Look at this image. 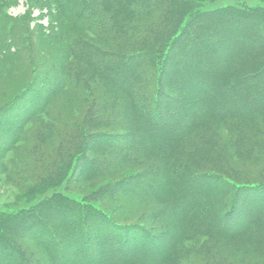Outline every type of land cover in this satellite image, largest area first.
Segmentation results:
<instances>
[{"label":"trees","instance_id":"obj_1","mask_svg":"<svg viewBox=\"0 0 264 264\" xmlns=\"http://www.w3.org/2000/svg\"><path fill=\"white\" fill-rule=\"evenodd\" d=\"M36 1L57 12L56 29L31 34L33 79L0 108V154L21 141L14 155L26 166L1 173L6 181L13 175L11 184L27 196L0 206V264H33L27 255L36 264H264V60L236 80L225 76L227 63L213 69L220 55L238 50L236 42H254L245 45L253 51H242V59L264 54V8L195 13L204 0ZM7 2L0 0V11ZM202 19L209 31L195 39L190 26ZM6 20L0 17V36ZM186 33L190 44L180 46ZM226 79L238 88L224 94ZM249 79L260 82L256 91L246 85ZM213 84L223 101L219 109L203 96ZM63 89L89 101L82 118L23 131L26 120L50 114ZM191 90L203 102L188 100ZM122 119L141 123L136 131L146 145ZM100 124L126 129L102 138L130 137L129 147L93 146L91 140L101 138L92 129ZM131 168L141 183L128 176L100 184ZM158 176L159 188L150 181ZM78 184L97 186L80 196Z\"/></svg>","mask_w":264,"mask_h":264},{"label":"rangeland","instance_id":"obj_2","mask_svg":"<svg viewBox=\"0 0 264 264\" xmlns=\"http://www.w3.org/2000/svg\"><path fill=\"white\" fill-rule=\"evenodd\" d=\"M7 1L8 2L6 3V5L3 8H1V11H0L1 12L0 17L4 15L7 19L4 25L3 35L0 36V108L5 103L12 100V97H11L12 94L14 96L18 92L20 93L23 90V88L27 86L29 82H31V80L33 79L32 75H30V72L33 67V61H34L35 56H34V53L32 52V49L29 48L30 46L29 44H31V40H32L31 34H35L34 36H39L42 34V32L49 33L51 29L55 30L56 29L55 17H57V14H56L57 12L55 10H52L51 8H49L48 5H43L42 2H37L36 0H7ZM229 6H232V7L243 6V7H248V8L263 7L264 8V0H212V1L204 0L203 2H200V4H198L195 7L194 12L195 13L203 12V11L208 12V11L220 9L222 7H229ZM188 19L189 18L184 17V19L181 22V25L184 26L188 22ZM214 20L217 21L221 19L217 18ZM208 23L209 21L205 19L200 20L198 23H194L193 25L190 26L189 34L190 33L195 34L196 35L195 39H199L201 35L206 34V33H203V31L208 33L209 29L206 27H205L206 31L204 29V26H206ZM51 27H54V29ZM75 31L78 33L80 30L76 29ZM199 31H202L200 32L202 34H199ZM80 33L83 34V37H85L89 42L96 44L102 49H107L104 46L105 44H103L102 41L95 39L94 37L90 36V34L88 33H83L81 31ZM187 34L188 33L185 34L186 36L183 38V41H182L183 43L180 46L184 44H190L189 43L190 40L188 41L189 34L188 35ZM245 34L250 35V34H254V32L252 33L251 29H246ZM24 39H25V42H24ZM240 42L238 43L236 42L235 44V45L238 44L236 46V48H238L237 51H235L234 53H230L231 52L230 51L227 55L219 56L220 62L218 66L213 68V69L216 68L215 71L213 69L210 70L211 73H214V72L217 73V71L219 70L218 67H220V65L222 64L225 65L226 63L229 65V69L226 70L225 76L226 77L228 76L229 79L234 78V80H236V76L243 78L244 76H246V74L252 75L253 73H255V71L259 70L261 64H263L262 61L264 60V56H263L264 54L257 56L256 60H255V55L250 57V59H242L243 58L241 57V54H243L241 53L242 51L246 50L250 54H251V51H253V49L245 45L254 44V42L248 43V44L247 42H241V43ZM59 44L60 46L58 45L59 48L57 49L60 51L65 46L63 45L62 42H60ZM20 47L25 49V52L24 51L22 53L19 52L18 48ZM7 49H9V53L6 52ZM198 56L200 55L198 54ZM48 57L51 58V55L49 54ZM40 70H44L43 67ZM195 71L197 70L193 69L192 73ZM51 76H52L51 74H48L49 79L51 78ZM40 78H42L41 75L39 79ZM220 79H224V78L220 77ZM222 83H224V87L222 86L223 87L222 92H224V94L230 93L238 88L237 81H229L228 79H226V80H223ZM258 83L260 84V82L257 79H249L246 82V85L251 87V90L255 89L256 91L258 89L257 87ZM167 87H173V86L167 85ZM216 87L217 86L214 84L210 86L208 85L207 88L203 90V96H205L208 99L210 98L213 104L217 106V108L215 109H219L220 108L219 104H222L223 101H221V99L216 96V93H217ZM173 89L175 90L174 87ZM74 94H78V95H74ZM240 94L243 95V92L239 91L238 96ZM255 94L249 91L248 95L252 97ZM57 95H58L56 97L57 99H55L50 104V107H49V110H51L50 114H48V116L47 114L37 115V117L33 119L31 122L26 120L24 124L22 125L23 131L26 132V131L31 130V128L35 124H40V123L44 124L46 122H52L53 124L55 123L59 124L60 122H63V121L75 122L76 120H80L82 118V115L87 109V106L89 104V101H87V98L80 96L79 91H75V90L71 91V90H66V89L60 90V93ZM73 95L78 96V97L80 96L81 100H77L78 97H75L76 98L75 99ZM186 96L188 100L192 102H203V99H201V97H199V95H197L196 91L194 90L189 91ZM70 98L72 100L71 102L72 104L69 101ZM80 108L81 110L79 111ZM70 110H72V117L70 116L69 119H67L66 113L69 112ZM23 111L24 109L22 110V108H20V115L22 114ZM62 112H63L64 119L63 120L61 119L60 121L57 118L61 116ZM15 119H17L16 116H15ZM121 121L125 123L127 126H129L130 132L128 133L135 131L136 132L135 136L137 135V137L143 144L145 145L147 144L148 139L145 136H143V134L140 133L139 130H138L139 133L138 131H136L137 128L143 129L141 123H137V122L132 123V122L127 121L126 119H122ZM12 122L13 121L8 122L9 126L11 125ZM170 123H171L170 124V128H171V126L174 125V123L172 120ZM11 127L13 129V126ZM119 127L120 128L114 127V126L112 127L104 126L103 124H100L99 126L92 129V132L95 135H100L99 137L101 139L91 140L90 143L93 146H99V145L105 146V144L115 143L124 149L129 147L128 142L129 143L131 142L130 137H126V139L122 138L120 140H117L116 142H114L113 139L111 138H106V139L102 138V135L104 133H114V134H119V135L125 134L126 129H123L121 126ZM160 135H161L160 133H155L156 138L160 137ZM15 144L19 146V145H22V142L18 141V143H15ZM17 146H15L14 149L4 151V153L0 154V206L4 204L18 205L25 200V197L27 198V196L21 195L20 188L11 184L16 181L13 175L9 176L7 179L8 181H6L4 180V173H1L4 170H11L12 172L14 170L19 171V169L26 167L23 165L24 163L20 161L22 159L14 155ZM102 148L104 152L102 151L101 154H103L105 157V155L109 154V152L105 147H102ZM88 153H89L88 155L91 158H94V160L99 159V154H97V151L96 152L88 151ZM26 160H27V165H28V163H30L29 157H27ZM232 160L237 164H240V165L242 164L240 161H238V159H236V157H234ZM135 172H136L135 169H132V168L121 171L117 173L116 175H113L112 177H108V179L105 181H100V184L118 181L117 180L118 178L125 179V177H128V176L131 177V175L135 174ZM20 175H23V174H20ZM22 178L26 183L29 182L25 177L22 176ZM129 180H132L133 181L132 183H135V182L141 183V180L135 181L136 179L133 180L132 177L131 179L129 178ZM150 181L151 183H155L156 181H158L157 187L159 188L162 185L161 182L163 181V177L158 176L157 180L152 178L150 179ZM65 185H66V181L63 183V186ZM95 185L97 186V184H94L93 186H85V185L81 186L80 184H78L76 185V189L77 187L78 188L80 187L81 193L77 192V194H79L80 196L89 194L95 190L94 188ZM118 192L119 190L113 191V193L117 195L119 194ZM27 257H28L27 259L31 261L33 264L37 263V258L34 257V255L33 256L27 255ZM42 258L45 260V257H42Z\"/></svg>","mask_w":264,"mask_h":264}]
</instances>
